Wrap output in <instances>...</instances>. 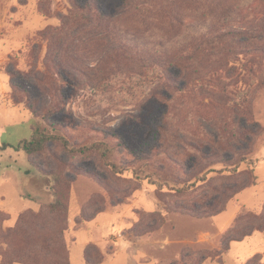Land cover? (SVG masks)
Segmentation results:
<instances>
[{
    "label": "rangeland",
    "instance_id": "obj_1",
    "mask_svg": "<svg viewBox=\"0 0 264 264\" xmlns=\"http://www.w3.org/2000/svg\"><path fill=\"white\" fill-rule=\"evenodd\" d=\"M86 1L81 0V4ZM93 1L105 16L118 18L122 28L147 42L176 41L173 53L178 55L188 50L183 44L185 37L192 48L187 53H191L218 35L243 36L241 41L248 44L243 43L244 52L240 47L237 51L244 58L243 79L235 89L246 93L250 118L259 132L249 136V144L245 139L248 134L242 135L238 128H232L230 134L234 139H222V144L214 149L207 141L202 150L211 158L199 160L208 168L209 163L223 160H232L234 164L240 153L247 163L241 166L239 175L220 179L217 174H211L209 182L218 187L232 183L250 186L226 204V212L217 216L215 209H208V214L200 217L186 208H200L197 204L208 200L204 196H212V189L206 186L190 194L161 191L128 174L116 177L97 157H74L55 143H50L43 154L31 157L9 147L0 152V264L62 263L45 248L42 233L54 232L55 222L48 210L42 208L53 201V193L51 180L40 171L61 167L74 179L68 220L60 224L67 227L64 243L68 264H250L255 257L261 258L257 264H264V230L259 229L264 223L259 217L254 218L264 209V0H135L124 15L123 0ZM144 5L152 7V13L142 14L140 10L148 8ZM69 8V0H0V146H16L31 140L34 121L52 132L42 118L51 109L49 122L56 123L62 129L59 132L72 142L91 144L101 140L103 132H110L118 138L111 141L118 146L116 162L143 166L147 173H155L157 178L172 184L187 179V166L192 165L196 153L177 147L173 124L179 127L181 121L191 122L198 135L214 139L210 119L219 115L232 123L231 104L210 110L209 97L218 92L215 88L204 86L192 92H180L166 77L141 67L140 61H148L152 55L136 54L121 60L122 65L113 70L107 85L91 89L86 78L78 75L80 85L61 88L57 97L54 85L43 84L28 74L46 72L52 82L57 80L58 44L40 34L59 27V17H66ZM170 8L182 13L185 27L191 29L180 27L168 18ZM90 31L94 32L85 29L83 34L89 35L76 42L80 58L90 68L101 67L108 72L113 67L105 58L104 43L99 40L107 39L101 33L91 35ZM72 41L68 38L66 44ZM225 43L214 50L204 43L200 57L207 73L218 70L225 54L232 52ZM33 48L35 51L31 53ZM9 68L17 73L15 81L22 89L11 87L6 73ZM167 73L173 76L174 69L169 68ZM13 93L21 104L13 103ZM217 108L223 109V113ZM241 115H236V120L245 124ZM168 124L170 134L162 139L161 146V127ZM182 152L187 157L182 158ZM137 156H151L152 160L149 165L133 163ZM179 160L184 164H179ZM223 167L218 164L212 168ZM253 175L256 186H251ZM22 213L27 214L28 224L24 227L27 232L8 236ZM242 216L246 218L236 226L235 234L240 241L230 242L226 249L224 235L237 217ZM44 226H50L47 227L50 231ZM244 234L250 235L244 237Z\"/></svg>",
    "mask_w": 264,
    "mask_h": 264
},
{
    "label": "trees",
    "instance_id": "obj_2",
    "mask_svg": "<svg viewBox=\"0 0 264 264\" xmlns=\"http://www.w3.org/2000/svg\"><path fill=\"white\" fill-rule=\"evenodd\" d=\"M69 3L70 8L66 17H59L61 25L55 29H47L40 34L42 38H48L58 44V47L56 48L58 55L55 56V66L58 73L57 80L54 79L52 82V79L46 72L38 71L37 75L33 73L28 74L29 76L31 74V76H34L36 79L42 81L43 84L45 83L46 85H49L50 83V85H54V93L57 97L61 88L69 87L70 85H80V82L77 79L78 75L86 78V84L91 89L101 88L103 85H107V80L111 78L114 75L113 72L118 70V67L122 65L121 60L123 58L130 57L133 54L140 55V57L143 55H152L153 57L148 61L143 59L140 61L142 68L154 71L153 74L158 75L159 77H166L172 81L175 89L180 92H192V90L201 89L204 86L215 88L218 92L210 94L209 97L210 103H212L213 106L209 103V106L207 107L211 110L212 107H222L223 105L231 104L229 117L233 120V122L228 123L221 119L219 115L216 118L213 117L210 119L213 121V123L210 124V127L212 128V135L214 138L210 140H207L205 136L203 137L202 135H198L197 128L193 126L191 122L181 121V125L179 127H175V124L172 123V134H174V140L176 139L177 147H179L181 151H185V148H189L191 151L195 152L197 156L192 157V165L189 168L187 166L185 175L188 178L175 184H172L167 180L157 178L155 173H147L143 166L134 167L132 164L116 162L114 160V156L118 153V146L116 144H111V141H116L118 138L110 132H103V138L91 144L72 142L66 135L59 132L62 131V129H59L56 123L49 122V119L52 117L51 109L46 110L42 118L52 129V132L44 124L34 121L31 126V140L21 141L16 146L4 144L0 146V152L7 150L9 147H14L17 151H23L28 157H31L33 155L43 154L46 152L50 143H55L60 145L63 150L71 156L82 158L97 157L102 166L116 177H124L128 174L136 181H147L148 184L161 191H170L178 194H190L197 192L202 188V186H206L209 189H212V196H204L208 200L202 202L201 204H197L200 208L193 206L192 208H186V210L190 214H195L200 217L208 214V209H215V215L217 216L226 212V204H228L233 197L249 187L250 184L232 183L229 184V186L226 184L218 187L215 185L213 186L212 183L209 182V176L211 174H217L218 178L226 179L228 176L232 177L234 174L239 175L241 166L247 163V158L245 156H241L240 153H237L238 160L236 163L232 164V160H223L222 162L209 163V168L207 165H202L200 160L208 161L211 158L210 155L204 154L202 150L207 141L210 142V144H213L212 148L214 149L222 144V139L223 141H230L234 139L233 134H230L232 128H238V131L242 133V135L248 134V138L245 137V139L249 140V144L251 142L249 136H256L259 132L257 128H254L256 124L251 121L250 109L246 104V93H242L235 89L238 81L243 79L241 76L243 75L242 71L244 70V66L242 64L244 58H242V53H237L239 47L241 49L240 51L244 52L243 49L245 47L243 43L247 42L241 41L243 36L238 33L218 35L213 37L210 41H204L191 53H187L192 48L188 43V39L185 37L183 39V44L188 50L182 51L181 55H178L173 53L176 50V41L160 40L157 44L147 42L122 28L118 24V18L105 16L100 7L93 0H87L83 4H81V0H69ZM134 3L135 0H123L125 8L122 14L124 15L128 8L133 7ZM142 7H148L140 10L142 14L144 12L152 13V7L148 5H144ZM168 18L173 19V21L180 27H185L183 14L179 11L176 12L174 9L170 8ZM87 28L94 30V32L90 31L91 35L92 33H94L95 36L99 33L105 35L107 39L106 41L104 38H100L99 40L105 45V58L108 63L112 65V70H108L107 72L103 71L101 67L90 68L80 58L81 51L76 42L81 41L82 38L89 35L83 34ZM185 28L191 29V26H186ZM68 38H72L73 41L66 44V40ZM204 43L211 45L213 50L214 48L222 46L224 43L226 48L232 49V52L225 54L226 56L222 59L218 70L208 73L205 71L204 62L201 61L200 57V51L201 48H203ZM33 51H35L34 48L30 52L32 53ZM106 67L108 68L109 66L106 65ZM169 68L174 69V74L171 77H169L167 73ZM157 70H159V72H157ZM6 73L11 79V87L15 90L18 89V87L22 89L15 81L17 78L15 70L9 68ZM219 73L223 75H219ZM19 75L25 76L23 73H19ZM242 99L243 102H241ZM12 100L15 105L22 103L17 94L14 93L12 95ZM241 107H243V109H241ZM27 108L34 116H36L35 111L30 106ZM222 110L223 109L221 108H217V111H221V113H223ZM238 114H242L241 116L244 118L245 124L237 121L238 119L236 115ZM252 125L253 128H251ZM168 126L169 124L161 127L159 134V142L161 146L164 144L162 139L166 136L168 137V134H170ZM181 157L185 158L187 157V154L185 155L184 152H182ZM151 160V156H137L134 158L133 163L149 165ZM178 162H180L179 164H184L182 160H179ZM218 164H222L224 167L221 169L212 168L214 165ZM40 171L45 177H48L51 180L53 193V201L42 208H46L48 210L55 222L53 228L54 232L47 233L42 231V234H45V248L48 252H50V254L62 261V263L59 262V264H68V250L64 243V234L67 231V227L61 226L60 224H65L68 220V200L74 179L70 176L71 173H69V171L64 167L58 168L54 171ZM224 174L229 175L224 176ZM253 180L254 181L251 182V186H256L255 176L253 177ZM203 208L206 210L201 211ZM38 217H43V215ZM257 217H259V219L264 223V209L259 216H255L254 218L257 219ZM244 218H246V216H242L240 218L237 217L234 226L226 231L224 235L225 237L223 238V242L226 244V249H229L230 242L240 241L235 236L236 226ZM46 220L48 219H45V221ZM17 224L18 225L8 231V236L14 237L27 232L26 228H24L28 224L27 214L22 213L17 220ZM45 227L50 231V228H47L50 226H44L43 228ZM259 229L264 230V226ZM248 235L244 234V237ZM54 245H56L55 248H53ZM260 261V257H255L250 264H257V262Z\"/></svg>",
    "mask_w": 264,
    "mask_h": 264
}]
</instances>
